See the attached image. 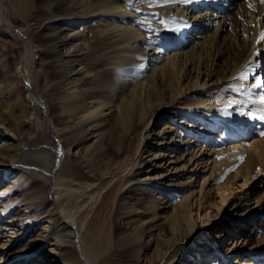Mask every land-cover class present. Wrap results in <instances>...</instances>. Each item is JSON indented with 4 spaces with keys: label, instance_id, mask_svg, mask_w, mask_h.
<instances>
[{
    "label": "bare ground",
    "instance_id": "obj_1",
    "mask_svg": "<svg viewBox=\"0 0 264 264\" xmlns=\"http://www.w3.org/2000/svg\"><path fill=\"white\" fill-rule=\"evenodd\" d=\"M24 1L16 0L21 6ZM124 1L125 4L118 0H96L97 5L89 10L92 14H112L121 22H108L102 29L101 43L105 50L102 58L89 56L93 39L83 36V28L67 24L57 28L55 50L60 58L57 102L67 123L55 127L56 148L68 167L55 173L58 157L49 153L46 155L49 163L39 167L34 160H27L32 154L28 148L16 146L12 150L17 153L9 151L11 146L0 150V264H17L21 259V264H204L200 261L203 256L215 257L206 248L207 243L193 239L198 224L194 209L198 214L201 206L194 208L192 201H199L201 190L192 189L191 185L199 177V186L204 187L212 166L218 163L220 153L232 141L233 134L227 127L219 129L214 119L225 118L228 114L251 119L241 113L252 112L259 116L264 110L258 104L249 105L234 98H226L221 104L215 99L224 84L235 78L249 77L255 70H261L258 77L263 87L264 40H260V33L264 32V2ZM255 1L262 5L258 13L251 7L256 9L258 3L254 4ZM7 8L4 0H0V31L22 41L23 35L4 27L2 17ZM234 15H245L239 47L227 65L206 61L211 49L223 44L222 33ZM63 18L66 15L54 21L59 23ZM68 18L80 19L81 16L74 13ZM131 18L151 27L156 42L145 40L143 31ZM257 50L260 51L258 57L254 56ZM28 52L26 40L23 60L28 59ZM222 60L224 62L225 58ZM107 61L105 74L115 70L109 78L121 80L123 72H133L115 100L104 97L102 91L105 89L99 82L93 86H79L80 78L93 68L104 70L103 63ZM66 62H70L68 74ZM23 68L24 65H19L21 73L25 71ZM159 84L167 90L166 98L156 93ZM240 85L248 100L264 95L258 86L250 88L245 82ZM37 103L42 104L39 99ZM155 117L167 118L171 123L167 126H161V122L153 124ZM151 123V127L158 129L148 131ZM261 125V132H264V121ZM0 127L7 137L8 128L1 123ZM78 129L83 132L81 136L74 134ZM129 131L138 139L135 155L113 165L99 162L101 148L126 138ZM86 140L90 141L87 153L80 145ZM3 144L12 145L13 142L5 139ZM151 147H160L163 153ZM251 147L249 154L230 163L214 182L223 203L230 202L234 195L231 191L238 181L248 184L264 170V135H260ZM206 148L209 152L201 171L198 168L204 158L198 154L204 153ZM52 150L54 148L50 147ZM161 155L165 156L164 162ZM170 165L172 167L167 169L170 172L172 169L181 172L176 180H162L164 175L161 174L145 176L148 171ZM20 170L31 180L36 176L40 178L42 195L24 199L9 196L11 191L18 189L13 182L22 176L21 173L17 175ZM54 176L56 194L50 195L47 186ZM149 179L160 189L145 198L138 188ZM179 185H182L181 195L174 200L168 199L166 192L176 190ZM10 211L13 216L9 220L6 215ZM14 233H18L16 236L23 234L24 238L17 241L22 245L10 252L8 245ZM254 240L258 244L256 248L260 247L259 243L264 244V238ZM257 251L263 255L261 262L264 264V250ZM237 264L251 263L242 260Z\"/></svg>",
    "mask_w": 264,
    "mask_h": 264
},
{
    "label": "rangeland",
    "instance_id": "obj_2",
    "mask_svg": "<svg viewBox=\"0 0 264 264\" xmlns=\"http://www.w3.org/2000/svg\"><path fill=\"white\" fill-rule=\"evenodd\" d=\"M118 1L121 4H125L124 0ZM4 2L8 7L3 12L4 27L8 26L14 33L23 36L21 41L13 35L0 31V123L5 125L10 133L5 137V132L0 127V150L4 151L3 147L11 146L8 148L9 151L17 153V151L12 150L16 146L17 148H28L32 154L27 160H34L35 165L39 167L49 163L48 158H46V155L49 153L53 157H58L54 166V172L56 173L61 168L66 170L65 167H68V162L60 159L58 148H56L58 142L55 127L64 126L67 123V118L62 113L61 107L57 102L59 92L58 62L60 58L55 50V33L59 25L62 24L72 27L80 26L81 29L83 28V36L87 40L91 36L93 39L89 56L102 58L105 51L102 48L103 43H101L102 29L108 22H121L114 18L112 14H102L100 12L92 14L91 9L97 5L96 0H26L24 1V6L19 5L16 0H4ZM254 4H256V9L253 8V5L251 6L254 9L253 12L258 13L262 10L261 3L255 1ZM70 13H76L81 18H68L71 15ZM65 15L66 18L61 19L59 23L58 20L54 21V18ZM7 18H9L8 24L6 23ZM244 18L245 15H242V17L234 15L232 17L230 25L222 33L224 35L223 44L211 49L206 61L213 60V63L219 61L227 65L239 47V42L242 38L241 32L245 28ZM131 21L140 31H143L145 40L150 43L156 42L151 27L138 23L135 18H131ZM26 40L29 45L28 59L23 60ZM93 42L95 43L93 44ZM221 58H225V61H220ZM139 62V67H141L143 64L141 60ZM106 63H109V61L103 63L104 70L98 71L93 68L87 76L80 78L79 86L88 87L99 82V85H103V89H105L102 91L105 95L104 97L115 100L124 88L125 80L133 72L132 70L123 72L121 74L123 79L121 80L112 79V77H109L115 74V70H110L108 74H105ZM19 65L22 67L24 65L23 69L25 71L23 73L20 72ZM69 67L70 62H66V74H68ZM260 73L261 70H255L253 75L247 77V79L235 78L218 89V93L217 90H214L217 93L215 99L218 104H221L226 98H234L245 101L249 105L258 104L264 107V104L260 102V98L255 97L248 100L245 96V91L240 87V83L245 82L250 88H255L253 85L256 84V77L260 76ZM257 88H259V92H264V85L262 88L261 85ZM27 90H29V93ZM156 93L159 97L166 98L167 96V90L161 84H159V91H156ZM38 99L42 104L37 103ZM222 111L227 112L226 109H222ZM160 118L155 117L153 124L161 122L163 123L161 126H167L171 123L169 120L166 121L167 118H164V120ZM214 120L219 124V129L227 127L228 132L233 134V137L232 141L228 142L226 148L220 153L218 163L212 166L210 177L204 187L200 188L199 177L191 185L192 189L201 190L199 201H192L194 202V208H198V205L199 207L201 206L198 214L196 213V209H194L198 224L195 232L192 234L193 239L198 243H207L206 248H208L210 253L215 254V257L213 256L212 258L203 256L200 261H204V264H208L209 262L214 264H237L239 261L244 260L251 264H263L261 262L263 255L257 249L264 250V244L261 242L259 243V245L261 244L260 247L256 248L258 244L254 243V238H264V170L259 171L248 184L242 185L238 181V184H240H235L234 189L231 191L234 195L231 196V200L228 203L222 202L221 195L216 192L214 187V182L230 163L251 152L253 142L260 137L262 129L261 121L233 117L230 114L225 118ZM151 125L152 123L148 126V131H152L154 128L158 129L156 126L154 128L151 127ZM132 130L135 131L136 127H133ZM114 132L116 133V131ZM64 134H67V132H64ZM74 134L81 136L83 132L78 129ZM5 139L12 141L13 144H3ZM89 143L90 141L88 142V140L80 143L86 153L90 152ZM137 143L136 134L129 131L126 138L113 141L109 147H102V150L99 151L98 161L113 165L117 161L128 160L135 155ZM50 147H53L54 150L50 151ZM151 148L163 153V149L160 147ZM208 152V148H206L204 153L198 154L199 157L204 158V162L199 166L198 170L203 171L202 166L206 165L205 157L208 156ZM160 157L163 162L166 160L165 156L161 155ZM19 166L23 168L24 165L20 163ZM170 167L172 165L165 166L164 169L155 168L153 171H148L145 176L161 174L162 176L164 175L163 179L161 178L162 180H176L177 175L181 174V172L176 169H172L170 172L167 170ZM208 168L209 165L206 170ZM20 173L22 176L13 182L18 189L9 193L12 199L14 197H17L16 199H24V197L29 198L34 195L43 194L38 176L31 180L23 170H20L17 175ZM14 174L16 173L14 172ZM82 174L87 176V172L85 171ZM7 180L8 178H6ZM178 180H181V178H178ZM28 181L29 184H27ZM55 181L54 176L52 182L47 186V192L50 195L56 194ZM157 181L161 180L158 179ZM32 185H35V187H30ZM139 185L138 191L145 198L151 197L154 192L160 189L155 188L158 187L157 184L154 186L150 179ZM181 187L182 185H179L176 190H168L166 192L167 198L174 200L179 197L183 191ZM11 216H13L12 211L6 215L9 220ZM42 226L43 224L40 226V230ZM17 234H13L15 237H13V241L8 245L11 247L10 252L17 250L22 245L21 241H17L22 236L24 238V235L16 236ZM253 247L254 249L252 250ZM211 249L213 250L211 251ZM187 257L193 259L191 255ZM22 261L23 259L19 260L17 264H21Z\"/></svg>",
    "mask_w": 264,
    "mask_h": 264
},
{
    "label": "snow or ice",
    "instance_id": "obj_3",
    "mask_svg": "<svg viewBox=\"0 0 264 264\" xmlns=\"http://www.w3.org/2000/svg\"><path fill=\"white\" fill-rule=\"evenodd\" d=\"M189 2H190V0H189ZM262 2H264V0H262ZM260 40H264V32H261L260 33ZM258 43H259V41H258ZM259 55H260V51L257 50V52L254 54V56L258 57ZM243 78L244 79H247L246 76L243 77ZM261 82H262L261 79L258 77L257 80H256V84H254L253 87L259 86L261 84ZM260 102L262 104H264V95H261L260 96ZM241 114L242 115H247V116H249L253 120L264 121V110H262V112H261V114L259 116L255 115L252 112H246V113L245 112H242ZM260 135H264V132H261ZM240 159H243V157H241Z\"/></svg>",
    "mask_w": 264,
    "mask_h": 264
}]
</instances>
